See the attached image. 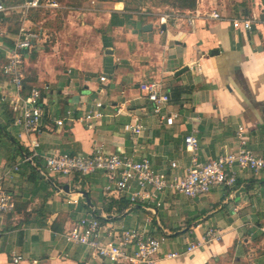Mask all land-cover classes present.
<instances>
[{
    "label": "crops",
    "instance_id": "0c3cea01",
    "mask_svg": "<svg viewBox=\"0 0 264 264\" xmlns=\"http://www.w3.org/2000/svg\"><path fill=\"white\" fill-rule=\"evenodd\" d=\"M55 1L60 9H32L25 24L22 9L0 14V126L9 125L10 131H3L5 141L0 142V177L15 203L13 212L0 214V264H110L64 236L81 217L94 212L110 220L103 224L165 236L158 264H264V170L239 174L235 190L220 187L203 198L166 191L161 207L130 204L117 213L116 202L129 201V195L107 192L103 172L48 175L45 164L48 155H89L102 148L137 160L147 158L156 172L181 176L193 155L186 150L188 135L199 140L196 154L206 163L238 149L239 126L245 129L247 147L264 156V19L251 31L231 25L235 18L258 14L264 0H197L194 10H184L200 15L194 26L183 20L160 24L158 15L144 14L147 8L125 10L126 0ZM0 2L18 8L23 0ZM211 10L223 19L203 17ZM23 24L41 34L24 59L26 92L48 87L43 91L44 127L35 136L40 157L31 162L25 159L31 155L27 145L34 137L14 125L10 104L3 101L14 93L2 71L3 48L11 46ZM147 25L152 29L145 31ZM52 32L54 46L48 45ZM214 50L219 53L211 55ZM54 73L57 91L43 83ZM144 83H158L169 94L168 116L178 115L172 126L154 114L140 89ZM112 85L121 90L117 97L110 94ZM175 102L188 112L181 116L174 111ZM97 103L103 104L101 120L71 122L66 117L73 111L76 119L82 118ZM49 116L63 119L64 126H57ZM135 120L143 132L132 137L125 125ZM73 199H78L77 205ZM175 219L179 223L174 224ZM211 226L221 238L186 253L188 245L202 240ZM175 251L183 254L165 257ZM17 256L22 260L14 263Z\"/></svg>",
    "mask_w": 264,
    "mask_h": 264
},
{
    "label": "built area",
    "instance_id": "2783aa9c",
    "mask_svg": "<svg viewBox=\"0 0 264 264\" xmlns=\"http://www.w3.org/2000/svg\"><path fill=\"white\" fill-rule=\"evenodd\" d=\"M7 6L0 2V14L8 15L13 10L22 9L25 16L22 21L25 24L26 16L30 9H60L61 5L55 0H23L20 6ZM144 14L156 17L158 15L160 24H167L170 20H183L188 26H194L200 15L193 11L172 12H147ZM203 17L209 20H222L223 16L217 10H211ZM264 19V5L258 14L250 17L235 18L231 25L235 30L245 29L251 31L255 24ZM22 25L12 40L11 46L4 47L5 62L2 71L10 80L14 93L11 97H4L3 101L9 102L14 113V125L21 128L27 136L34 137L30 140L28 147L31 155L25 162H31L40 157V144L35 138L41 133L43 120L46 118L44 109L45 100L43 91L48 87H34L26 92V82L23 72L26 54L32 50L36 42L41 40L39 31L33 32ZM0 35V45H2ZM102 82L106 77L101 78ZM145 97L153 105V112L169 126H172L178 117L177 114L168 112L170 103L169 94L164 91L158 83H144L140 86ZM102 103L95 104V109L84 117L76 119L73 111H68L66 117L69 121L95 122L103 117ZM48 119L57 126H64L63 119ZM125 131L132 137L142 134L143 126L140 121L135 120L125 125ZM237 136L239 147L236 151L227 152L216 159L206 163L200 162L197 157L199 140L193 134L185 138L186 150L192 153L189 166L181 176L170 177L166 173L156 172L149 159L137 160L133 157L119 154L107 153L102 148H96L89 155H72L68 153L52 154L45 157L46 173L48 175L70 176L72 174L90 175L103 172L107 179L105 190L107 192L129 195L131 205L148 204L156 207L162 206L161 196L166 191L182 194L189 198H203L208 196L216 188L224 187L234 189L238 183V175L251 171L259 173L264 170V156H260L247 147V138L243 126L238 127ZM176 168L175 163L172 164ZM14 170H18L16 165ZM12 169L6 172L10 174ZM3 177H0V214L10 213L15 210L13 195L3 186ZM135 185L137 189H134ZM80 195V194H79ZM233 196V194H232ZM78 204V199H73ZM68 242L80 244L92 251V255L108 261L110 264H158L162 248L166 243V237L153 236L147 230L140 228H118L101 223L95 214H87L81 217L77 224L70 228L65 234ZM221 238V232L214 227L205 230L202 240L192 242L185 252L191 253L200 246L206 245ZM181 252H169L167 259H175L182 255ZM22 258L14 257L13 262L18 263Z\"/></svg>",
    "mask_w": 264,
    "mask_h": 264
},
{
    "label": "rangeland",
    "instance_id": "374dc122",
    "mask_svg": "<svg viewBox=\"0 0 264 264\" xmlns=\"http://www.w3.org/2000/svg\"><path fill=\"white\" fill-rule=\"evenodd\" d=\"M126 2L128 3L129 8L131 10L137 11V12H141L143 8H147L148 12H155V13H163V12H165V11H158V9L166 10L167 12L179 11L175 7L157 6L153 0H126ZM143 12H145V11H143ZM50 41H51V43H49L48 45L54 46L55 45V33H53V36L51 37ZM53 53L55 54V51H53ZM53 61L55 63V57H53ZM170 79H173V78H170ZM44 80H45V82H43V83H49L50 86H51V89H53L54 91H57V88H56V85H55V83H56V81H55V73H54V75L52 74V75H49V77H45ZM111 89L112 90L110 91V94H112V95H114L116 97L119 95V93L121 91L119 88L115 87L114 85H112ZM54 97H55V94H54ZM172 108H173L174 111H176L177 113L181 114V116L185 115L188 112L187 108H184L181 104L176 103V102L172 104ZM1 128L2 127H0V142L2 143V142L5 141V138H3L4 137L3 136L4 132L1 130ZM7 130L9 131V128ZM11 146L14 147L12 144H11ZM43 167L44 166L42 165L41 169H43ZM37 173H40V171H38ZM178 217L180 218V216H178ZM172 221H173L174 224L179 223L178 219H175V220H172ZM186 232L187 231H184V233H182V234L184 236H187ZM170 237L171 236H169L168 238H170Z\"/></svg>",
    "mask_w": 264,
    "mask_h": 264
},
{
    "label": "trees",
    "instance_id": "16d2710c",
    "mask_svg": "<svg viewBox=\"0 0 264 264\" xmlns=\"http://www.w3.org/2000/svg\"><path fill=\"white\" fill-rule=\"evenodd\" d=\"M119 1H122V0H119ZM155 2V4L157 6H170V7H175L177 8L178 10H181V11H184V10H194L197 6V0H153ZM129 9V6H128V3H126V6H125V10H128ZM31 13H32V9H30L28 11V17L30 19L31 16ZM3 15H0V18L2 17ZM1 127V126H0ZM8 127L9 125H6L5 127L1 128L2 131L4 132H7L8 130ZM13 145L15 146H19L22 148V146H20V144L18 142H13ZM23 149V148H22ZM24 152V150H23ZM116 205H118L117 209H116V212L117 213H122L125 209H128L129 206H130V203L128 200H124L123 198L120 199V201L116 202ZM95 215H97L96 212H94ZM99 218V220L101 221V223H106L108 221H110L109 219L107 218H103V217H100V216H97ZM52 229L53 230H56V223H54L52 225Z\"/></svg>",
    "mask_w": 264,
    "mask_h": 264
},
{
    "label": "water",
    "instance_id": "95a60500",
    "mask_svg": "<svg viewBox=\"0 0 264 264\" xmlns=\"http://www.w3.org/2000/svg\"><path fill=\"white\" fill-rule=\"evenodd\" d=\"M28 1H30V0H28ZM163 28L165 29V26H163ZM151 29H152V26H151V25H147V26L144 27V30H145V31H149V30H151ZM108 53H109V54H113V52H112L111 50H108ZM218 53H219V52H218L217 50H214V51L211 52V55H215V54H218ZM186 69H187V68L182 69L180 72H178V74H180V73L186 71ZM178 74H177V75H178ZM11 141L14 142V143L16 142L13 138H11ZM83 197H84L85 200L87 201L88 205H90L91 207H93L92 204H91V202H90V200H89L88 195H87L85 192H83ZM98 214H101V210H98Z\"/></svg>",
    "mask_w": 264,
    "mask_h": 264
}]
</instances>
